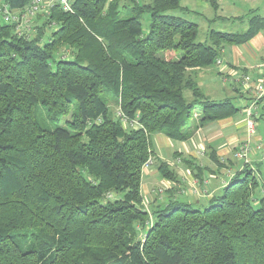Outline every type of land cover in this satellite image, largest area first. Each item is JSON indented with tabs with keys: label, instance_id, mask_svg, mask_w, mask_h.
Instances as JSON below:
<instances>
[{
	"label": "trees",
	"instance_id": "trees-1",
	"mask_svg": "<svg viewBox=\"0 0 264 264\" xmlns=\"http://www.w3.org/2000/svg\"><path fill=\"white\" fill-rule=\"evenodd\" d=\"M181 1L55 3L29 36L0 16V264H264V161L243 160L206 206L172 193L144 202L149 158L177 179L152 136L186 141L193 117L198 128L240 112L199 75L264 29L255 15L245 32L200 41L199 24L176 14L190 10Z\"/></svg>",
	"mask_w": 264,
	"mask_h": 264
},
{
	"label": "crops",
	"instance_id": "crops-1",
	"mask_svg": "<svg viewBox=\"0 0 264 264\" xmlns=\"http://www.w3.org/2000/svg\"><path fill=\"white\" fill-rule=\"evenodd\" d=\"M263 2L264 0H242V2L238 1L237 4L233 0H219V9L217 11L210 6L207 0H195L194 7L188 4L183 6L190 9L184 12L193 13L206 22L214 20L226 21L230 18L244 21L245 16L241 14L243 6L250 7V13L256 11L252 17L258 15V17L264 18V15H260V11L258 10L259 4L263 5ZM200 8L210 9V19L206 17L207 14L200 11ZM210 30L209 28L204 30L201 35L205 41L208 38ZM230 46L232 49L229 51V57L225 56L227 49L224 47L222 50V55L220 56L223 62L222 65L215 64L213 67L201 73L209 75L211 71H215L214 67L217 66V73L221 74L223 83L232 82L225 81L226 79L224 76L226 74L234 77H238L240 73H251V75L258 78L264 76V29L259 31L249 42L242 45L233 44ZM225 57L227 61H225ZM199 82L203 86L202 82ZM232 90L234 89L232 88ZM241 96L242 101L246 99L242 94ZM249 104L250 102L244 105L242 104L241 107L243 108L240 113L237 112L233 116L210 122L202 127L195 128V125L198 123L196 119L195 121L193 120L191 125L193 134L192 137L186 141H173L162 133H156L152 136L155 156H157L158 159L166 161L170 167L176 171L177 179L173 181L165 179L164 184H167L165 187L167 190L163 195L158 196L155 193V188L158 179H160V173L158 170L155 171L151 169L152 166L144 171L141 188L145 199H149L147 200V205L149 207L159 202L163 203L169 201L170 193H172L171 195L173 197L171 199L173 200L177 197L183 201L194 202L197 206H202L204 202L209 203L210 200L227 185L229 180L235 175L233 173L234 170L238 172L243 168L242 165L237 170L233 168L235 164L233 154L238 145L245 141L242 139V134L245 128L247 129L248 116L246 106ZM200 112L201 111L197 112V114ZM258 112L259 115L256 116L255 119L256 127H258V120L260 119L257 118L262 115L263 108L260 109V107H258ZM256 131L257 130H255V133ZM253 137L254 139H250L253 148L251 163L264 161V137L261 134L256 136L254 134ZM203 139L207 144V149L201 157L202 159H199L193 144L198 145ZM214 152L218 158L224 162V166L222 165L220 167L219 164L213 160L212 154ZM175 159H179V162H177L176 166H172ZM194 163H199L201 168L196 167ZM202 189H204V191Z\"/></svg>",
	"mask_w": 264,
	"mask_h": 264
},
{
	"label": "rangeland",
	"instance_id": "rangeland-1",
	"mask_svg": "<svg viewBox=\"0 0 264 264\" xmlns=\"http://www.w3.org/2000/svg\"><path fill=\"white\" fill-rule=\"evenodd\" d=\"M235 1L237 4H238V1L239 2H242V0H233ZM194 3H195V0H182L181 1V4L182 5H190V6H193L194 7ZM264 3V2H263ZM250 7H246V6H243L242 8V11H241V14L245 16L244 18V21H239L238 19H229V20H226V21H223V20H214V21H204L203 19H201L199 16H196L195 14L193 13H188V12H176V14L188 19V20H191V21H194V22H197L199 24V27L201 28V34H199V39L200 41H205V39H203V36H201L203 34V31L204 30H207L209 28L210 29H216V30H220V31H225V32H239V33H242V32H245L247 29H248V22H249V19L256 13V11L254 13H250L249 12V9ZM258 10L260 11V15H264V4H259V7H258ZM200 11L207 14L206 17L208 19H210V14H209V11L210 9H205V8H200ZM42 15H37L34 19H33V22L31 23L32 27H36L38 24H40V20L41 18L43 17H40ZM148 19H149V15H145L144 17V24L146 25L148 23ZM225 49H227L226 51V54L225 56L226 57H229L230 54H229V51L232 49V47L229 45V44H226L225 45ZM224 54V53H223ZM224 58L225 61H227V58ZM230 60V59H228ZM231 61V60H230ZM215 71H211L209 73V75H206L205 73L202 74L200 73L201 75H199V81L202 82L203 86V90L206 92V94H208L212 99L216 100V101H219V100H223L227 97H231L234 102L239 106L241 107L242 104H247V102H250V99L251 98V95L252 93L251 92H246L245 90L243 92V97L246 98L242 101L241 97H239V93L237 94L235 92V90H232V84L233 82H236V79L234 76H230L228 74H226L224 76V78L226 79L225 81H233L231 83H223V80H222V76L220 73H217V70H218V67L215 66L214 67ZM245 74H250L251 73H245ZM242 75L241 73L238 74V76ZM252 77H254L253 75H251ZM256 79H258V77H254ZM241 93V92H240ZM187 95L190 96V92H187ZM238 95V96H237ZM264 106V103H261L259 105L260 109H262ZM201 110V108L198 106L196 109H195V112H199ZM240 113V112H239ZM43 116H45V114L43 113ZM65 119H70V116H67V117H62V123L64 124L65 123ZM195 121V118L193 117L190 122L188 123V125H192V121ZM259 122V125L258 127H256V133H255V136L256 135H262L264 137V116L262 118H260L258 120ZM242 139L245 140V141H249L250 139H254V137H249V134L247 132V129L245 128L243 134H242ZM244 141V142H245ZM253 141V140H252ZM193 146L196 148V152H197V156L199 157V159H202L201 157L203 156L204 152H206V149H207V144L205 142V140L203 139L202 142H200L198 145H194ZM261 148V147H260ZM259 148V149H260ZM253 149V148H252ZM254 152V151H253ZM253 154H251L249 156V159L251 160V157H252ZM233 158V157H232ZM153 159V158H152ZM179 159H175L174 163H172V166H176L177 165V162ZM154 161V160H153ZM234 161H235V164L233 166L234 169H238L241 165L244 164V161L243 160H240V159H237L235 160L234 158ZM153 170H157V167L156 165L153 163L152 165V168ZM144 172V171H143ZM234 174L236 173V171L234 170L233 172ZM258 175L262 174L264 175V166L263 164L261 165V172H257ZM160 175V174H159ZM244 174H240V176H243ZM166 180H170V179H167V178H163L161 175H160V179H158L157 181V184H156V188H155V193L160 196V195H163L165 192H166V186L167 184L165 183L164 184V181ZM161 180V182H160ZM173 181V180H171ZM199 189V187H198ZM204 191V189H202ZM196 191V189H195ZM147 200L149 199H145L144 197V202H147ZM209 203H206L204 202L202 207L203 206H206L208 205Z\"/></svg>",
	"mask_w": 264,
	"mask_h": 264
},
{
	"label": "built area",
	"instance_id": "built-area-1",
	"mask_svg": "<svg viewBox=\"0 0 264 264\" xmlns=\"http://www.w3.org/2000/svg\"><path fill=\"white\" fill-rule=\"evenodd\" d=\"M72 0H32L31 3L22 10L11 9L10 5L4 0H0V16L4 19L6 23H16L17 30L20 34H29L31 21L38 14L47 11L50 7H53L55 3H59L65 11L72 9ZM29 36V35H28ZM216 63L222 65L223 62L220 58L217 59ZM236 82L240 83L241 89L246 92H251L253 100L250 104L246 106L247 110V132L249 137H253L256 130V116L259 115L258 101L264 97V76L261 78H254L250 74H242L235 77ZM231 81V80H230ZM118 115L122 117L124 123L127 119L123 117L122 113L119 111ZM134 124V123H132ZM252 142L251 140L245 141L238 145L237 149L234 151V156L237 159L250 161L249 156L252 154ZM154 161L149 158L143 166V171H146L153 165ZM146 207H148L147 202H145Z\"/></svg>",
	"mask_w": 264,
	"mask_h": 264
}]
</instances>
